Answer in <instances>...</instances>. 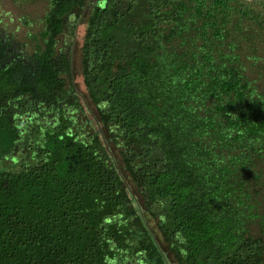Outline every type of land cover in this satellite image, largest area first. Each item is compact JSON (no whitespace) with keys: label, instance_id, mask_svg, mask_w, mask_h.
Wrapping results in <instances>:
<instances>
[{"label":"trees","instance_id":"1","mask_svg":"<svg viewBox=\"0 0 264 264\" xmlns=\"http://www.w3.org/2000/svg\"><path fill=\"white\" fill-rule=\"evenodd\" d=\"M44 2L0 18V264H264V0Z\"/></svg>","mask_w":264,"mask_h":264},{"label":"rangeland","instance_id":"2","mask_svg":"<svg viewBox=\"0 0 264 264\" xmlns=\"http://www.w3.org/2000/svg\"><path fill=\"white\" fill-rule=\"evenodd\" d=\"M44 0H30L28 2H23V0H0V18H3L8 24V32L14 35V40L18 43L19 47L21 43H29L28 39L25 41L24 33L31 30L35 33L39 31V26L41 25V18L45 10ZM27 15L31 25L24 26L21 17ZM8 17H10L8 19ZM18 41V42H17ZM25 41V42H24ZM80 42L76 41L73 47V77L76 81V86L80 87ZM22 45V44H21ZM23 47V45H22ZM20 49V48H19ZM32 48L27 44V52H30ZM154 224V222H152ZM156 230V235H158V230L156 226L153 225ZM166 249V246L164 245Z\"/></svg>","mask_w":264,"mask_h":264},{"label":"water","instance_id":"3","mask_svg":"<svg viewBox=\"0 0 264 264\" xmlns=\"http://www.w3.org/2000/svg\"><path fill=\"white\" fill-rule=\"evenodd\" d=\"M92 117H94V114L93 113H90ZM107 146V145H106Z\"/></svg>","mask_w":264,"mask_h":264}]
</instances>
